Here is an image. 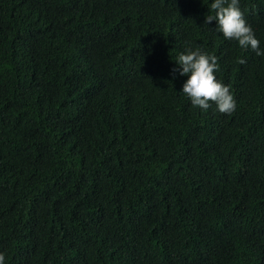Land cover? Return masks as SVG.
<instances>
[{
  "label": "trees",
  "instance_id": "1",
  "mask_svg": "<svg viewBox=\"0 0 264 264\" xmlns=\"http://www.w3.org/2000/svg\"><path fill=\"white\" fill-rule=\"evenodd\" d=\"M214 2L0 0L5 264H264V56ZM239 5L264 51V0ZM197 47L231 114L182 93Z\"/></svg>",
  "mask_w": 264,
  "mask_h": 264
},
{
  "label": "clouds",
  "instance_id": "2",
  "mask_svg": "<svg viewBox=\"0 0 264 264\" xmlns=\"http://www.w3.org/2000/svg\"><path fill=\"white\" fill-rule=\"evenodd\" d=\"M210 7L215 15H207L206 24L215 20L218 23L215 30L222 33L225 39L236 40L241 48L250 47L258 56H264V51L260 50V41L248 25L239 0H215ZM237 62L246 63L244 59ZM177 64L182 69L180 75L188 76L182 93L190 99L193 107L207 111L215 104L221 114H231L236 110L237 104L229 86L218 81L215 75L219 70L215 55H209L199 47L194 51L188 49L187 54L179 55ZM0 264H5L3 253H0Z\"/></svg>",
  "mask_w": 264,
  "mask_h": 264
}]
</instances>
